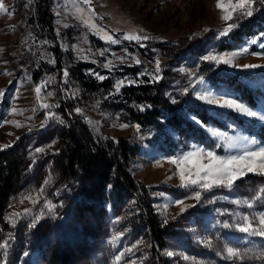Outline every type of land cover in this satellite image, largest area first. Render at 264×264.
<instances>
[{"label": "rangeland", "instance_id": "obj_1", "mask_svg": "<svg viewBox=\"0 0 264 264\" xmlns=\"http://www.w3.org/2000/svg\"><path fill=\"white\" fill-rule=\"evenodd\" d=\"M223 2L225 5L228 4V0H223ZM0 3H3L9 12L13 13L9 16L5 12H0V90L5 91L4 97L0 98V121L19 122L21 125L16 127L14 123H4L0 126V148L6 144L12 145L19 137L31 132H34L36 137L35 133L47 131L39 136V141L44 142L40 147L45 148V152L36 153L38 156L35 157V164L30 167L25 185L7 203L6 216L13 211H22L25 207H32L28 201L21 205L18 200L22 193H31L35 196L45 180H48L49 183L45 186V191L40 197L41 203L34 209V214H38L43 208L45 199L52 200L58 206L55 216L48 214L44 209L45 216L36 229L28 228L30 218L19 221L14 229L8 223V233L11 232L14 237L9 249L8 264H56L55 260L51 258V254L52 251L59 249L69 257L68 264H117L115 256L121 251H125V256L118 264H192V261L182 259L184 255L195 257L202 264H264V261L257 259H244L243 261L224 259L223 247L225 243L238 247L241 252L255 257L264 253V239L245 237L238 232L223 229L220 222L223 220L231 222L232 217L222 216L217 212V210L223 211L224 209L236 214L252 212L253 210L238 207L230 201L254 195L256 190L262 186L259 179L249 185L246 183L242 188L236 186L232 192L218 189L214 193H208V196L220 198L216 204L197 206L194 209H189L183 215H177L180 207L172 201L181 199L188 193L185 189L178 187L177 166L169 163L168 159L180 157L182 153L190 150L193 143L186 150L173 155H165L156 146L146 144L145 140L149 137L146 130L141 129L140 133H137L134 127L120 129L115 119L100 110L99 104L97 105L98 99L84 95L70 76L65 83L62 74L63 69L70 71L75 63L88 64L90 69L86 72L94 78L96 76L91 75L90 72H98L107 76L119 66H129L139 70L135 79L120 78L115 81L114 85L120 80H123L125 85L132 84L129 82L140 81V78L150 80L149 74L155 71V61L159 59L161 62L162 59L155 57L154 61H149L135 51L127 49L128 53L140 61V64H135L131 57L121 63L117 57L125 56L126 48L121 45L124 35L134 31L141 36L150 37L148 40L172 41L203 27L213 28L224 22L222 16L225 13L216 7L217 0H92L90 7L94 10V14L78 0H31V3L28 0H0ZM232 3H235V0H232ZM36 6L40 16L44 13L50 28L42 26L36 28L28 23ZM78 9H82V11ZM85 19L90 23L97 24L99 31H92L83 26L82 22ZM65 24L69 27H64ZM58 32L59 34H57ZM105 33L118 38L120 42L108 43L102 39ZM252 39L264 42V37L260 34L229 51L215 52L212 48H208L203 56L239 53L240 50L247 47L251 54H240L233 63L264 65V55H257L264 53V48H261L259 43L250 44ZM44 41L48 43H44ZM73 46L84 49V52L78 53ZM101 51L105 53L104 56L98 54ZM55 55L59 58L58 63L61 69L59 73L55 71L56 62L55 64L50 63L52 59L56 61ZM84 55L89 56V59L78 58V56ZM202 57L200 60L204 61ZM108 60H111L114 65L111 70L104 67ZM205 62L215 65L211 61ZM219 66L224 67L229 73L243 74L250 71L264 74V67L242 69L223 64ZM33 69L35 71L40 69V71L36 74L32 71ZM170 70V92L182 94L183 88L186 85L189 86L188 95L199 104L209 108L210 114L225 126L223 129L213 124L202 127L212 142V144L206 143L202 147L214 149L215 144L220 142L212 136L209 129L227 132L238 142L242 136L254 137L236 127L233 122L227 121L226 114L228 112L235 113L241 119L253 122L254 125H264V122L248 118L234 110L209 105L197 99L190 86L192 74L196 72L194 67L180 66ZM6 72L10 75L5 74ZM256 76L254 77L256 79L252 81L245 78L241 80L248 87L254 88L255 107L253 110L264 111V76ZM45 81H48V85L47 88L42 89L41 100L38 102L35 88ZM8 91L10 92L7 95ZM196 91L202 94L210 91L216 96L227 98L239 96V92L234 88L224 84H211L206 80L197 86ZM48 92H51L52 95L47 96ZM61 101L70 103L71 112L96 136L125 139L137 147V153L131 161V175L148 188L151 204L155 212L162 218L163 223L165 219L168 221L164 225H166L169 235L162 250L152 251L150 242L145 235H138L134 230L131 202L129 207L122 209L119 216L109 218L101 227L102 229L97 232L93 226L78 221L69 212L72 195L61 188L57 172L50 171L51 154L57 153L61 143L55 130L58 128L57 125L61 126V124L58 121H49L46 126L41 127L46 110L39 106L40 103L59 105L57 108L50 109L59 116L58 108L61 106ZM237 101L248 106L245 101L238 99ZM77 107L82 109L84 115L75 113L74 109ZM13 108L17 109V112L13 113ZM85 117L99 123L89 124ZM61 118L65 120V118ZM185 118L188 122L200 126L188 114L185 115ZM46 127L49 129L46 130ZM254 138L257 140L256 137ZM257 142L258 145H264L258 140ZM240 143L243 147L246 142ZM50 144L51 148L48 147ZM240 150L241 148H237L229 152L224 148H215L217 154L221 156L234 155ZM186 167H191V165H186ZM169 176L172 179H168ZM159 193L164 195H158ZM225 196L229 199L224 200ZM185 203L194 204L195 201L186 200ZM121 232L123 236L117 243L110 244L112 236ZM7 234L2 240L6 238ZM206 238L212 240L213 247L211 249L202 243ZM134 244L137 247L132 253H127L126 249ZM25 251L29 253L27 257L23 255ZM168 251H172L174 255L169 257L165 254ZM217 252H221V255H217Z\"/></svg>", "mask_w": 264, "mask_h": 264}, {"label": "trees", "instance_id": "obj_2", "mask_svg": "<svg viewBox=\"0 0 264 264\" xmlns=\"http://www.w3.org/2000/svg\"><path fill=\"white\" fill-rule=\"evenodd\" d=\"M237 15L238 13H233L234 18ZM45 19L44 13L40 16L36 6L28 23L36 28H50ZM224 26L225 21L213 28L203 27L172 41L144 40L137 43L122 39L121 45L124 48L135 51L141 57L149 61H154L155 57L162 59V79L159 82L140 78V81L121 87L116 94L115 81L120 78L135 79L138 68L119 66L100 81L87 74L86 71L90 69L88 64L75 63L69 76L84 95L98 99L100 110L115 119L117 124H139L141 129L149 133L146 144L156 146L165 155L186 150L192 143L200 146L212 144L202 127L188 122L185 115L197 116L204 127L213 124L223 129L224 124L210 114L209 108L199 104L188 94L170 92V69L194 67L197 76H203L211 84H224L236 89L239 92L237 99L254 108V88L248 87L241 79L252 81L256 79V75L264 76L263 73H229L224 67L201 61L200 58L208 48L215 52L229 51L264 33V6L258 3L254 5L252 17L242 18L239 26L228 37L217 38V33ZM206 28L210 31L205 32ZM141 44L145 46L141 47ZM54 57L55 71L59 73V58L57 55ZM32 71L37 74L40 69ZM173 98L178 103H172ZM139 106H144V110L141 111ZM71 107L70 103L61 101L58 108V114L65 118V124L55 128L61 143L57 153L51 154L50 162V171L57 172L61 188L72 195L69 212L78 221L93 226L97 232L109 218L119 216L122 209L129 207L131 202L134 230L138 235H145L152 251L162 250L169 235L166 225L151 204L148 188L135 179L130 171L137 147L125 139H116L119 141L116 143L111 137L96 136L71 112ZM226 118L264 144V125H254L231 112L226 114ZM45 133L47 131H39L35 133L36 137L34 132L23 135L11 147L0 150V242L9 231L8 222L4 220L7 203L25 185L30 167L35 164L33 161L38 156L34 150L44 144L39 141V136ZM258 179L264 185V178L248 175L238 181L237 186L242 188L246 183L249 185ZM51 258L56 264L69 262V257L60 249L52 251Z\"/></svg>", "mask_w": 264, "mask_h": 264}, {"label": "snow or ice", "instance_id": "obj_3", "mask_svg": "<svg viewBox=\"0 0 264 264\" xmlns=\"http://www.w3.org/2000/svg\"><path fill=\"white\" fill-rule=\"evenodd\" d=\"M29 3H31V0H28ZM83 3L85 5H91L92 0H83ZM259 3L260 5H264V0H235V3H232V0H228V4L225 5L223 0H217L216 7L218 9H222L224 11V15L222 16L223 21L226 22V26H224L218 33L217 38H224L228 37L230 33L233 32L238 26L239 21L242 18H250L254 14V5ZM79 11H82V9H78ZM90 12H93L91 8H89ZM0 12H5L9 16H11L13 13L9 12V10L4 6L3 3H0ZM233 13H238V15L234 18ZM228 21H232L231 23H227ZM59 23V21H57ZM83 26L87 27L89 30L92 31H99L97 24L90 23L89 20L85 19L83 20ZM64 27H69V25L65 24ZM205 32L210 31L209 29H204ZM59 34V32L57 33ZM195 35V34H194ZM262 37H264V33L261 34ZM193 37H189V39H192ZM102 39L106 40L108 43H119L118 38H114L112 35H109L105 33L102 36ZM124 39L132 42L135 41L137 43H140L141 41L148 40L150 37L148 36H141L137 33L130 32L124 35ZM44 43H48L47 41H44ZM259 43V46L261 48H264V42H259L257 39H252L250 41V44H257ZM145 45L141 44V47H144ZM74 50H76L78 53L84 52V49L78 48L77 46H73ZM91 50L89 49V52ZM125 51V56L123 57H117L123 63L125 59L131 57L135 64H140V61L136 59L131 53H128L127 49ZM100 56H104L105 53L103 51L98 53ZM240 54H251L250 49L245 47L240 52H233L231 54H223V55H205L202 57V60L204 61H211L215 63V66H219L221 64L233 66L237 68L242 69H255V68H261L264 67V65L261 64H244V65H238L234 64L233 61L237 58ZM257 55H264L257 54ZM79 59L87 60L89 59V56H78ZM55 60H50V63L55 64ZM113 62L111 60H108L104 67L111 70L113 67ZM162 71L161 62L159 59L155 61V71L154 73H150L151 79L149 82H159L162 77L160 76V73ZM181 71H184V69H181ZM9 74L10 73H5ZM64 82H67V78L69 77V71L68 69L62 70ZM91 75H95L97 79L100 81H103L106 79L105 76L99 74L98 72H90ZM205 82V78L203 76H197L195 73L192 74V79L190 80V86L192 92L195 94L196 98L200 101L206 102L209 105L217 106L220 108L228 109V110H234L238 114H243L244 116L248 118L255 119L259 122H264V111H256L253 110L252 107L246 106L242 102H238L237 98H227L225 96H216L212 92L208 91L205 93H200L196 91V88L198 85L203 84ZM129 83H134L129 82ZM48 81H45L42 85H39L35 88V93L37 97V101L39 102L41 100V92L43 88H47ZM125 86V82L123 80L117 81L114 85L115 93L118 94L120 92L121 87ZM182 93L184 95H187L189 93V86H185L182 90ZM114 93H109V95H113ZM5 91L0 90V98L4 97ZM52 93L48 92L47 96H51ZM107 99V97L105 98ZM172 103H178V101L173 98ZM99 104V101H97V105ZM40 108L46 110L45 111V119L41 123V127H44L48 124L49 121H58L61 125L65 124V120L62 119L60 116H58L55 112L50 111L52 108H57L59 105H52L49 103H40ZM140 110H144V106H139ZM13 113L17 112V109H12ZM35 111V109H34ZM75 113L79 115H84L81 108L77 107L74 109ZM87 122L89 124H98L99 122H94L87 117H85ZM191 119L200 125L201 127H204V123L201 121L200 118L197 116H192ZM4 123H14L16 127H20L21 125L19 122H7V121H0V126H2ZM114 127L116 125H113ZM120 129H126L129 127H134L135 131L137 133H140L141 126L139 124L136 125H130L128 123H121L118 125ZM212 136L217 138L220 142L215 144V148H224L226 151L231 152L233 149L241 148V150L234 155H225L221 156L218 155L217 152L214 149H209L202 147L197 144H193L190 147V150L187 152H184L180 155V157H171L168 159V162L171 164H174L177 166V174L179 178V185L178 187L185 189L188 193L185 197L181 199H174L172 202L180 207V211L177 215H183L185 212H187L189 209H194L197 206H203V205H214L218 202L220 199L219 197L215 196H208V193H214L218 189L227 190L228 192H232L235 190L237 186V182L243 180L248 175H255L259 176L261 178H264V145H258L257 140L253 138H249L246 136H242L239 138V142L235 137L229 136L227 132H219V131H213L209 129ZM143 138V137H141ZM114 142L119 143L118 140H116L114 137L112 138ZM240 142H246L243 144V147H241ZM55 143V141H53ZM11 144L3 145L2 148H8L11 147ZM49 148L52 147V145H48ZM0 148V150H2ZM35 153H43L45 152V148L43 147H36ZM35 163V160L33 161ZM186 165H191V167H186ZM168 179H172L171 176L168 177ZM49 183L48 180H45L43 185L40 187L39 192L33 196L31 193L28 194H21L18 202L19 204L23 205L25 201H28L32 207H25L22 211H13L7 216L4 217V220L8 222L11 227L14 229L17 227V224L19 221L30 218L28 222V228L29 229H36L37 226L40 224L41 220L45 216L44 209L47 210L48 214H51L55 216L57 204L54 203L50 199H45L43 201V208L39 211L38 214H34V209L38 204L41 203L40 197L43 195L45 191V186ZM158 195H164L163 193H159ZM224 200H228L229 198L227 196L223 197ZM186 200H194V204H187L185 203ZM233 205H236L238 207H246L247 209L253 210L250 213H241L236 214L233 212H230L227 209H224L223 211L217 210L219 215L222 216H229L232 217L231 222L229 220H223L220 222L221 227L223 229L231 230L234 232H238L240 234H243L245 237H259L261 239H264V185L259 187L255 194L251 197H245V198H236L232 199L230 201ZM62 206V205H61ZM11 207V205H10ZM261 209V210H257ZM166 210V206H165ZM173 219H176V217H173ZM165 224L168 223L167 219L164 221ZM123 236V233H118L116 235H113L111 240L109 241L110 244L115 245L119 238ZM14 239L13 234L9 232L0 242V264H8V255H9V249L12 244V240ZM202 243L205 244L206 247L212 248V240L210 238H206L202 241ZM137 247V245H132L130 248L126 249L127 253H132L133 250ZM223 253L224 259L227 260H240L243 261L244 259H257L264 261V253H261L259 255H256L255 257L249 256L246 252H241V250L238 247L230 246L228 243L224 244L223 247ZM169 257L173 256L174 253L172 251H168L165 253ZM217 255H221V252H217ZM25 257L29 255L27 251L23 253ZM125 256V251L119 252L115 256V261L120 262L122 257ZM185 261H192V264H202V262L197 261L195 257H190L187 255H184L182 257Z\"/></svg>", "mask_w": 264, "mask_h": 264}, {"label": "water", "instance_id": "obj_4", "mask_svg": "<svg viewBox=\"0 0 264 264\" xmlns=\"http://www.w3.org/2000/svg\"><path fill=\"white\" fill-rule=\"evenodd\" d=\"M80 3H82L83 5H85L84 3H83V0H78ZM87 8H91L89 5H85Z\"/></svg>", "mask_w": 264, "mask_h": 264}]
</instances>
